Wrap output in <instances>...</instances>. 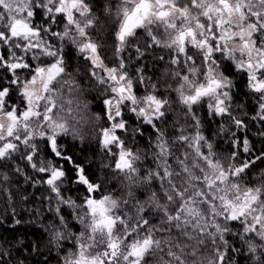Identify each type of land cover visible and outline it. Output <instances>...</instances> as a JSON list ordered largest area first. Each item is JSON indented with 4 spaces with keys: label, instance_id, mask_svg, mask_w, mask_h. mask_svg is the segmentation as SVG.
Returning <instances> with one entry per match:
<instances>
[{
    "label": "snow or ice",
    "instance_id": "1",
    "mask_svg": "<svg viewBox=\"0 0 264 264\" xmlns=\"http://www.w3.org/2000/svg\"><path fill=\"white\" fill-rule=\"evenodd\" d=\"M250 124L264 137V0H0V168L47 192L0 264H264ZM69 139L95 140L99 174Z\"/></svg>",
    "mask_w": 264,
    "mask_h": 264
},
{
    "label": "trees",
    "instance_id": "2",
    "mask_svg": "<svg viewBox=\"0 0 264 264\" xmlns=\"http://www.w3.org/2000/svg\"><path fill=\"white\" fill-rule=\"evenodd\" d=\"M108 54L111 56L110 51ZM70 63L73 71H75V68L79 66L75 59H72ZM144 63L147 64L146 75H155L157 77L160 76V73L164 68L163 64H153L150 59L144 61ZM82 84L85 88L90 86V82L86 77L84 81H82ZM84 98L91 100L90 95H86ZM239 99H244L242 93ZM95 104L96 102L93 101V110L99 111ZM205 127L206 135H209L214 140V142H217V150L227 155L229 152V143L226 139H221L220 137L216 136L218 124L213 122L210 125L206 124ZM261 130L262 129H260L258 125L250 124L249 130L247 132L248 138L252 141L257 149L264 147V137L259 135ZM88 135L91 136V132H89ZM73 143L74 146L71 148L72 153L78 158L85 159L86 162L89 160L93 161L94 164L91 170L99 174V165L103 157L95 140H89L87 143L82 145L79 142H72L69 139L70 146ZM261 167H264V165H261ZM0 171L8 172L9 176L11 177L10 183L4 186L10 189L12 192L11 202L8 201L6 193L0 190V244H3L5 247H7L11 244H15L19 239H32L34 238V234L39 233L37 225L29 223V221L35 219V209H41V211H43V209L46 207V202L43 198L47 195V192L43 187L34 188L29 184H26L22 177L14 175L8 168H0ZM117 189H119V185L117 184L116 180H114L112 176L109 175L107 182L105 183V192L116 191ZM69 194L73 195L74 197H78L83 195V191L81 190L80 192H72ZM23 196H27L28 199L26 201L23 200ZM12 209H15L17 215L13 216ZM15 219H20L22 223L16 225L14 223ZM55 256L56 253L53 251L51 253V257H49L50 264H57V260L54 258ZM44 258V256L34 257L29 262V264H36L37 260L42 261ZM238 261L239 264H247V261L243 256L238 257Z\"/></svg>",
    "mask_w": 264,
    "mask_h": 264
}]
</instances>
